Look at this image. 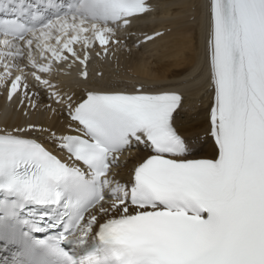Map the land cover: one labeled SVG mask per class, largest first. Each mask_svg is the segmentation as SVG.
Instances as JSON below:
<instances>
[{
	"label": "snow or ice",
	"instance_id": "1",
	"mask_svg": "<svg viewBox=\"0 0 264 264\" xmlns=\"http://www.w3.org/2000/svg\"><path fill=\"white\" fill-rule=\"evenodd\" d=\"M161 3L0 0V94L20 117L0 125V264H264V0L203 5L206 156L185 93L93 68L170 34L142 27Z\"/></svg>",
	"mask_w": 264,
	"mask_h": 264
},
{
	"label": "bare ground",
	"instance_id": "2",
	"mask_svg": "<svg viewBox=\"0 0 264 264\" xmlns=\"http://www.w3.org/2000/svg\"><path fill=\"white\" fill-rule=\"evenodd\" d=\"M27 2L39 4L45 15H51L53 12V9L45 7L47 0H27ZM205 2L206 0H162L161 11L143 22L142 27L144 30L151 27L159 30L172 28L170 34L156 44L141 49L133 48L131 54L125 49L117 52L116 56L107 63L93 65L94 69L104 72L105 83L123 87L143 82L153 87L171 86L185 93L186 103L181 130L190 140L199 136V154L202 156L210 155L212 149V142L204 131L206 128L204 109L209 98L206 71L201 72L207 21L206 10L203 7ZM62 3L66 5L69 0H62ZM167 3L181 6V11L173 14L164 10V4ZM193 3L200 5L199 11L189 7ZM193 28L195 33L190 30ZM192 76L196 77L195 81L191 85H186L184 81ZM6 114L10 120L20 119L17 112L0 94V125L3 124ZM32 118L47 122V114L36 113Z\"/></svg>",
	"mask_w": 264,
	"mask_h": 264
}]
</instances>
